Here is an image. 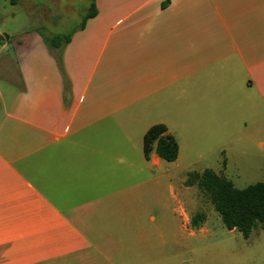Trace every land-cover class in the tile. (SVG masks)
I'll list each match as a JSON object with an SVG mask.
<instances>
[{
    "label": "crops",
    "instance_id": "0c3cea01",
    "mask_svg": "<svg viewBox=\"0 0 264 264\" xmlns=\"http://www.w3.org/2000/svg\"><path fill=\"white\" fill-rule=\"evenodd\" d=\"M85 4L63 48L69 88L38 29L14 41L20 86L0 117V264H130L123 234L104 227L140 222L125 208L146 176L159 202L165 160L146 156L144 141L153 125L178 141L177 160L215 156L219 168L207 169L220 175L264 152V0Z\"/></svg>",
    "mask_w": 264,
    "mask_h": 264
},
{
    "label": "rangeland",
    "instance_id": "374dc122",
    "mask_svg": "<svg viewBox=\"0 0 264 264\" xmlns=\"http://www.w3.org/2000/svg\"><path fill=\"white\" fill-rule=\"evenodd\" d=\"M85 2L0 0V31L11 39L7 45L0 43V117L4 106L20 86L14 41L33 28L50 38L56 34H71L85 17ZM234 162L231 160L227 177L233 179L236 187L245 188L264 181L263 151L255 149L254 153L236 160L237 164ZM221 163L222 160L215 156L200 158L186 154L176 161H164L159 202L153 198L145 177V183L141 184L143 188L137 192V200L130 196L125 208L129 218L138 214L142 221L109 223L104 227L123 234L124 239L120 242L125 247L123 250H128V255H122L123 262L128 258L130 264H264V230L261 225L255 227L248 238L239 230H229L208 193L198 184L188 183L191 174L207 168L217 170ZM137 181L143 182V177L138 176ZM196 215L202 216L199 226L192 221ZM115 245L117 247L119 243ZM107 246L113 245L108 243ZM98 247V262H105V244ZM113 261L121 262L120 256L115 255Z\"/></svg>",
    "mask_w": 264,
    "mask_h": 264
},
{
    "label": "trees",
    "instance_id": "16d2710c",
    "mask_svg": "<svg viewBox=\"0 0 264 264\" xmlns=\"http://www.w3.org/2000/svg\"><path fill=\"white\" fill-rule=\"evenodd\" d=\"M52 54L64 75L66 89L69 88L68 76L63 64V48L71 40L69 35L56 34L51 38L42 33ZM2 43V42H0ZM165 124L153 125L145 134V152L149 156L154 150L165 161H176L179 156V143L172 135L166 134ZM189 184H198L206 191L211 202L222 216L229 230H239L248 238L252 230L261 225L264 230V181H258L245 188H238L225 175H220L211 169L201 173H193L188 180ZM199 218V221L197 220ZM202 216H193L195 226H199Z\"/></svg>",
    "mask_w": 264,
    "mask_h": 264
},
{
    "label": "water",
    "instance_id": "95a60500",
    "mask_svg": "<svg viewBox=\"0 0 264 264\" xmlns=\"http://www.w3.org/2000/svg\"><path fill=\"white\" fill-rule=\"evenodd\" d=\"M9 39V36L7 34H4L0 37V42H4Z\"/></svg>",
    "mask_w": 264,
    "mask_h": 264
}]
</instances>
